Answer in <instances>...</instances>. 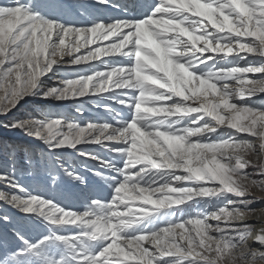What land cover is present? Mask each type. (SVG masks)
Segmentation results:
<instances>
[{"label":"snow or ice","instance_id":"1","mask_svg":"<svg viewBox=\"0 0 264 264\" xmlns=\"http://www.w3.org/2000/svg\"><path fill=\"white\" fill-rule=\"evenodd\" d=\"M254 74L264 0L0 2V129L22 137L0 140V264H264ZM84 97L110 119L47 104L83 115ZM64 150L98 164L106 198L72 209L25 183L86 185Z\"/></svg>","mask_w":264,"mask_h":264},{"label":"rangeland","instance_id":"2","mask_svg":"<svg viewBox=\"0 0 264 264\" xmlns=\"http://www.w3.org/2000/svg\"><path fill=\"white\" fill-rule=\"evenodd\" d=\"M0 2H6V0H0ZM65 59L68 58L66 57ZM93 62L95 63L96 61ZM85 67H87V65H64L62 68V72L65 76H68L70 78H75V74L78 71L86 70ZM254 75L256 77H259L264 74H254ZM249 76L252 77L253 74H249ZM258 98L259 97H255L253 99H258ZM81 99L87 101L86 103L81 105V107L83 108V115H81V113L76 111V104L78 103V101H67L64 102L63 105L61 106H56L55 102H47V104L49 105V110L53 112H59L65 114L70 118L80 122L81 125L89 121H98V120L102 121L104 119H110V117H108L104 109L95 107L91 103L88 97H84ZM0 140L4 142L17 143L22 141V137L18 133H8L0 129ZM83 147H85L89 151L96 150L97 148V146L94 145L83 146ZM37 151H39L38 148ZM64 152H65L64 160L67 161L66 166L70 165L72 168L76 170L78 174L82 175L87 181L86 185H81L74 181L69 180V178L64 176L62 172L59 173L60 182L54 188L50 184H48L45 180L39 177H37L35 180L32 179L25 180V183L29 184L31 187L39 191L42 195L53 197L62 206L72 209L82 210L83 205L87 200L86 201L83 200L84 203L82 205H78L79 203L76 198H83L85 193L88 194L89 199L93 197L106 198L109 194V190L103 184L102 181H99L98 178L93 177L91 172L88 171V168H98L99 167L98 164H96L93 161L87 160L86 158L76 156L74 153L71 152V150H64ZM101 154H103L102 150H101ZM255 195L264 198V194H261L259 192H256ZM6 207L7 206L0 204V210L5 209Z\"/></svg>","mask_w":264,"mask_h":264},{"label":"bare ground","instance_id":"3","mask_svg":"<svg viewBox=\"0 0 264 264\" xmlns=\"http://www.w3.org/2000/svg\"><path fill=\"white\" fill-rule=\"evenodd\" d=\"M103 45H106L108 43V41H103V42H97ZM96 45H93L92 47H95ZM102 59H104L102 57ZM90 63H94L93 61H91ZM95 64H100L99 61H96ZM74 69V68H73ZM85 69H87V67H85ZM100 70H104L103 66H100ZM72 71V70H71ZM90 196V195H89ZM82 197V196H81ZM78 201V205H82L84 203V201L88 200V194L85 193V195L83 196V198H76ZM84 200V201H83ZM75 202V201H74ZM253 219H258L261 223H264V213H257L255 217H253Z\"/></svg>","mask_w":264,"mask_h":264}]
</instances>
